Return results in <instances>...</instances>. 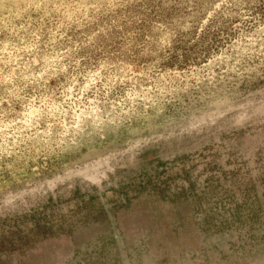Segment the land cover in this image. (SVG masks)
I'll use <instances>...</instances> for the list:
<instances>
[{"label": "rangeland", "instance_id": "1", "mask_svg": "<svg viewBox=\"0 0 264 264\" xmlns=\"http://www.w3.org/2000/svg\"><path fill=\"white\" fill-rule=\"evenodd\" d=\"M0 264H264V0H0Z\"/></svg>", "mask_w": 264, "mask_h": 264}, {"label": "bare ground", "instance_id": "2", "mask_svg": "<svg viewBox=\"0 0 264 264\" xmlns=\"http://www.w3.org/2000/svg\"><path fill=\"white\" fill-rule=\"evenodd\" d=\"M39 114V110L30 108L24 116L25 123L29 124V122H34V120L37 119V116H39ZM77 119L79 120V116L77 117Z\"/></svg>", "mask_w": 264, "mask_h": 264}]
</instances>
